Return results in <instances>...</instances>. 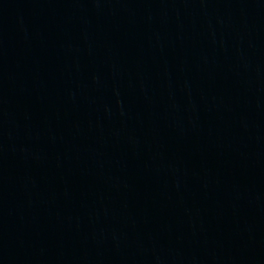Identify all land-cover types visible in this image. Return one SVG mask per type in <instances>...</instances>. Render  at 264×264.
<instances>
[{
    "label": "water",
    "instance_id": "95a60500",
    "mask_svg": "<svg viewBox=\"0 0 264 264\" xmlns=\"http://www.w3.org/2000/svg\"><path fill=\"white\" fill-rule=\"evenodd\" d=\"M0 264H264V0H0Z\"/></svg>",
    "mask_w": 264,
    "mask_h": 264
}]
</instances>
